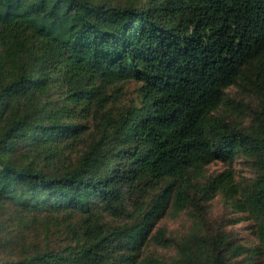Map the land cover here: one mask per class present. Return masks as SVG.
Here are the masks:
<instances>
[{
  "label": "trees",
  "instance_id": "obj_1",
  "mask_svg": "<svg viewBox=\"0 0 264 264\" xmlns=\"http://www.w3.org/2000/svg\"><path fill=\"white\" fill-rule=\"evenodd\" d=\"M0 264H264V0H0Z\"/></svg>",
  "mask_w": 264,
  "mask_h": 264
},
{
  "label": "rangeland",
  "instance_id": "obj_2",
  "mask_svg": "<svg viewBox=\"0 0 264 264\" xmlns=\"http://www.w3.org/2000/svg\"><path fill=\"white\" fill-rule=\"evenodd\" d=\"M228 167L224 166L222 163H214L210 165L207 168L208 173H219L227 169ZM238 171L241 173V170L238 168ZM211 216L210 218L213 220L217 219L218 216L222 213L223 211V206L221 204L220 198H216L213 202H211ZM162 224H165L166 227L170 229L173 233H176L177 235H182L184 234L190 227L191 222L188 219V217L183 214L179 216L175 220H170V219H163ZM251 225L250 221L247 222H242L240 224H237L236 226H230L240 239H243L245 242H252L253 238L251 236L249 226ZM172 253H174L173 250L169 251H164V250H158L157 254L163 255L164 257L168 259V257L172 256Z\"/></svg>",
  "mask_w": 264,
  "mask_h": 264
}]
</instances>
